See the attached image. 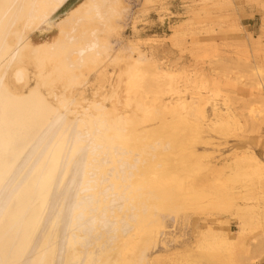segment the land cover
Listing matches in <instances>:
<instances>
[{"label":"bare ground","instance_id":"6f19581e","mask_svg":"<svg viewBox=\"0 0 264 264\" xmlns=\"http://www.w3.org/2000/svg\"><path fill=\"white\" fill-rule=\"evenodd\" d=\"M102 1L0 0V264L263 261L264 159L212 135L247 125L226 90L245 75L180 70L151 36L115 48L126 0Z\"/></svg>","mask_w":264,"mask_h":264},{"label":"rangeland","instance_id":"374dc122","mask_svg":"<svg viewBox=\"0 0 264 264\" xmlns=\"http://www.w3.org/2000/svg\"><path fill=\"white\" fill-rule=\"evenodd\" d=\"M125 3L121 36H112L115 48L123 47L126 39L135 35L151 36L163 39L155 46L156 54L180 70L204 72L209 76L219 74L235 81L245 75L242 82L226 90L233 98L234 111L247 120V125L229 136L213 133L215 141L222 143L219 147L222 150L216 154L223 153L225 156L233 151L242 153L250 150L264 159V113L255 119L249 117L252 107L264 109V89L255 90V79L250 75L255 62L264 65V0H157L148 5L147 0H126ZM105 10V14H108V5ZM194 11L200 13L194 14ZM101 16L103 18L98 22L103 26L109 16ZM101 16L99 14L97 18ZM185 19L188 20V26L183 33L176 39L167 38L174 26ZM46 34L43 32L38 35L41 39ZM249 35L260 39V43L246 50L241 47V43ZM144 49L150 52L151 45L144 46ZM218 99L219 104L224 106L222 98ZM209 113H212L210 108ZM218 216L223 215L215 214L212 217ZM209 223L218 230L224 226L213 220ZM230 228L235 230L237 226L232 223ZM178 231V235L183 231L190 232L184 229ZM197 238L193 236L189 242L194 241L195 245ZM258 264H264V260Z\"/></svg>","mask_w":264,"mask_h":264}]
</instances>
